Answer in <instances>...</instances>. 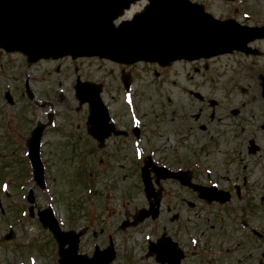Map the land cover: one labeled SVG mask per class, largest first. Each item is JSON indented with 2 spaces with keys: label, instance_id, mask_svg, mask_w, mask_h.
<instances>
[{
  "label": "rangeland",
  "instance_id": "374dc122",
  "mask_svg": "<svg viewBox=\"0 0 264 264\" xmlns=\"http://www.w3.org/2000/svg\"><path fill=\"white\" fill-rule=\"evenodd\" d=\"M192 1L204 4L219 19L232 17L249 25L264 23V0ZM147 3L148 0L135 2L125 17L143 10ZM251 46L261 52L177 61L166 68L143 62L124 66L98 58L29 65L19 53L4 56L0 60V177L9 174L14 181L5 189L12 198H6V191L0 189V237L10 226L16 236L0 243V264L57 261V245L51 232L43 229L37 216L28 215L26 195L31 188L36 208L52 205L61 222L65 217L67 226L63 224V228L86 226L81 252L91 254L96 244L107 246L112 235L117 252L112 264H158L153 255H147L148 241L162 233L161 229L156 231L157 223L147 219L137 226L120 229L124 219H131L148 205L140 167L135 161L141 166L149 153L173 167L185 166L181 162L189 163L200 154L222 177L214 180L208 178L209 172L205 173L206 178L198 172V182H216L221 188L239 183L237 208L243 216L251 217L247 211L251 203L257 214L255 223L264 224V97L260 78L264 74V40ZM76 66L83 79L103 83L102 96L112 116L115 112L114 118L122 128L140 127L138 139L132 133L111 136L103 148L98 147V142L87 133V107L77 110L73 88ZM123 67L133 78L131 96L125 92L120 78ZM26 76L37 94L35 101H28L25 95ZM8 89L14 104L5 99ZM207 99L218 101V106L213 105L216 111ZM42 101L46 106H41ZM201 108H205L203 114ZM48 114L53 118L44 131L41 150L47 186L41 189L33 180L25 143L36 122L47 121ZM250 140L260 147L256 153L248 151ZM243 172L251 176L249 185L242 180ZM89 184V189L95 190L92 198H88ZM162 184L165 197L158 224L161 227L167 222L172 235L179 231L182 244L190 252L183 264H259L261 260L264 263V241L245 236L234 215L226 217L221 211L217 213L226 218L220 219L219 215L216 219L213 209L205 206L196 193L174 180ZM18 205L21 206L15 212L11 206ZM167 206L172 208L170 214ZM23 207L27 218L21 216L18 221L16 216ZM174 214L179 215L178 219L173 218ZM188 230L201 234L200 248L188 246ZM234 243L228 254H210ZM192 251L199 254L192 256Z\"/></svg>",
  "mask_w": 264,
  "mask_h": 264
},
{
  "label": "water",
  "instance_id": "95a60500",
  "mask_svg": "<svg viewBox=\"0 0 264 264\" xmlns=\"http://www.w3.org/2000/svg\"><path fill=\"white\" fill-rule=\"evenodd\" d=\"M133 1L0 0V48L21 51L28 56L29 62L72 55L73 58L100 56L125 63L144 60L167 65L176 59L209 58L233 50L256 53V49L247 45L252 40L264 37V26L251 27L234 19H216L205 11L202 4L190 0H149L143 12L115 26L114 19ZM260 78L264 96V75ZM123 81L129 87L130 75H123ZM75 89L80 104L89 102L87 131L99 141V146L105 145V140L112 134H127V131L119 130L109 122L108 110L100 96L101 84L82 82L78 78ZM26 91L30 98L34 97L28 81ZM6 95L12 102L9 92ZM45 127L46 124L39 122L27 141L34 178L42 187L45 186V179L40 143ZM135 132L139 135L138 128ZM251 144L256 145L253 140ZM151 164L149 159L144 167L145 191L150 207L140 209L134 221H125L123 228L135 225L150 215L156 218L159 214L160 195L154 193L148 171ZM152 169L156 173L157 183L160 178L175 177L210 201L217 199L223 202L229 198L225 192L215 188L190 183V173H172L167 168L156 166H152ZM153 196L155 202L151 201ZM28 199L34 202L33 190ZM30 211L33 215L32 206ZM39 215L43 225L50 228L58 240L59 264H111L114 260L112 240L103 250L97 246L92 257L79 254V240L83 231H61L51 208L39 211ZM11 237L9 234L5 238ZM150 250H154L161 264H180L184 256L177 243L169 237L160 240L155 247L150 246Z\"/></svg>",
  "mask_w": 264,
  "mask_h": 264
},
{
  "label": "flooded vegetation",
  "instance_id": "af4514ba",
  "mask_svg": "<svg viewBox=\"0 0 264 264\" xmlns=\"http://www.w3.org/2000/svg\"><path fill=\"white\" fill-rule=\"evenodd\" d=\"M204 99V98H203ZM202 100V99H201ZM219 105V104H218ZM217 105V106H218ZM204 110H205V108H201V112H200V114H203L204 113ZM227 149H230V148H227ZM175 156H177V154H174ZM200 154H196V155H194V157H193V166H190V167H186V168H178V169H183V170H190V171H192V174H193V181L194 182H196V183H200V182H197L198 180H197V175H198V171H200L201 169H198L197 168V165L199 164L198 163V156H199ZM182 164H184V165H188V163H183V162H181ZM203 174H205V173H203ZM212 176L216 179V180H219L220 179V177H222V175H216L215 173H213L212 174ZM175 181V180H174ZM202 184V183H201ZM155 259V258H154ZM157 263V262H156Z\"/></svg>",
  "mask_w": 264,
  "mask_h": 264
},
{
  "label": "trees",
  "instance_id": "16d2710c",
  "mask_svg": "<svg viewBox=\"0 0 264 264\" xmlns=\"http://www.w3.org/2000/svg\"><path fill=\"white\" fill-rule=\"evenodd\" d=\"M4 177H5V175L0 177V182H2L4 180Z\"/></svg>",
  "mask_w": 264,
  "mask_h": 264
}]
</instances>
